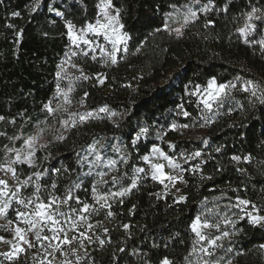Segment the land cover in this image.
<instances>
[{
    "label": "trees",
    "instance_id": "obj_1",
    "mask_svg": "<svg viewBox=\"0 0 264 264\" xmlns=\"http://www.w3.org/2000/svg\"><path fill=\"white\" fill-rule=\"evenodd\" d=\"M99 1L42 0L36 11L34 0L0 2V116L5 117L0 167L13 165L23 199L50 203L56 197L66 212L93 206L91 249L79 264H161L164 258L197 264L199 242L192 225L202 203L217 196L250 202L234 224L224 261L264 264V222L253 225L247 214L264 216V104L257 99L264 93V19L252 21L256 27L247 43L237 31L252 8L261 10L257 15L264 12V0H112L129 37L116 64L108 55L80 49L68 35L69 23L84 29L96 21ZM188 4L198 7L197 18L182 24L177 35L166 24ZM67 57L70 63L57 76ZM211 79L238 86L209 110L198 89ZM247 80L261 85L257 97L243 90ZM60 101L49 114L45 105ZM104 107L107 111H100ZM89 112L92 116L81 122L79 114ZM141 129L147 131L138 136ZM36 133L47 147L35 149L32 165L12 163ZM155 145L172 157H193L182 165L183 200L146 170L134 180L136 168H147L143 157ZM90 147L116 161L114 188L130 189L113 197L110 208L93 201ZM9 217L15 218L12 211ZM0 264L40 263L21 254Z\"/></svg>",
    "mask_w": 264,
    "mask_h": 264
},
{
    "label": "rangeland",
    "instance_id": "obj_2",
    "mask_svg": "<svg viewBox=\"0 0 264 264\" xmlns=\"http://www.w3.org/2000/svg\"><path fill=\"white\" fill-rule=\"evenodd\" d=\"M195 11L198 14V7L194 4H188L183 7L178 8L175 10L168 19L166 24L169 28H180L182 24H184V16L187 13L188 9ZM99 10L100 15L96 19L100 20L101 23H107L108 20L104 15V9L102 6V0L99 1ZM108 16H116L117 14L111 9V7L107 8ZM193 19H190L191 21ZM94 23L91 24H95ZM120 23V22H119ZM115 27L121 32L124 33L122 29H119V25L116 24ZM82 29H75L73 31L75 34L81 36L83 39L90 40V44H85L82 41H78L75 45L80 49L85 51H92L93 53H100L109 56V53L114 51L113 44L110 40L105 39L102 34H96L93 32L87 31V26L81 31ZM109 35L114 34L109 30ZM71 40V38H70ZM72 42V40H71ZM73 43V42H72ZM74 44V43H73ZM127 41L124 43H118L115 45V48L118 51H115V56L117 57L118 52H124L126 49ZM70 63V58H65L63 63L60 66L59 73L60 75L65 71L66 66ZM95 78L98 80H103V76L96 75ZM214 79H211L212 81ZM209 81V82H210ZM209 82L205 87H200L198 89L199 98L202 102L204 98H206L209 92L214 93V89L209 88ZM100 83V82H99ZM229 83V82H228ZM228 83H217L220 84H228ZM238 86L236 82H232ZM235 87V88H236ZM244 87V85H243ZM234 88L229 87L226 89L224 93L219 94L217 99L210 101L213 105L217 102L220 98L224 97L227 93L232 91ZM65 97V96H64ZM204 105V104H203ZM62 106L61 101L54 106L53 108L56 109L57 107ZM144 132H140L138 136L143 135ZM34 134L33 136H36ZM137 136V137H138ZM32 137V136H31ZM45 142V138L39 133L38 142L34 145V150L41 144ZM159 148L162 150L160 146H153L150 152L145 155L148 156V160H144L147 163V168L139 167L136 168L134 171L135 181L138 180V177L145 172V170L153 176V165L155 164H162L164 165L163 172L165 173L164 182L162 183L164 186L165 191L172 193L177 200H183L184 195L182 193V188L185 184L184 178V169L182 168L183 163L189 161L191 156L184 157V158H177L172 157L174 162L180 165L179 168H173L168 164L159 153H154L152 151L153 148ZM29 149L27 146L25 149L20 152L21 160L26 158L27 152ZM89 153L94 155L93 161L91 162L90 173H93L96 178L95 180V191L92 190V197L93 201L96 205L101 206L105 203V201H99L98 198L102 195L107 196V203L109 204L111 199L115 196L119 195H112V193H119L123 192L124 189L116 190L114 186L116 185L113 181L114 173L116 171L115 166L112 165L110 162L111 159L103 158L101 154L96 153L94 147L89 148ZM163 151V150H162ZM164 152V151H163ZM165 153V152H164ZM166 154V153H165ZM168 155V154H166ZM99 156L100 159L97 160L96 157ZM144 156V157H145ZM169 156V155H168ZM95 161L97 164H95ZM13 165L11 163L2 165L0 167V180H4L7 182L6 191H8L7 196H0V206H3L5 201L9 202L8 209L5 214L0 215V237H3V240H0V260L2 259H14L17 258L21 254H26L28 258L33 260L39 261L40 264H79L80 261L84 258V256L88 253L91 249L92 244V235L94 233L96 223L90 221V210L93 209V206L88 208V211L85 212L82 208L80 212H66L65 210L61 209L60 204H54L48 210L51 212L56 220L59 221V224H52L49 221H42L41 223L37 224L36 228H31L30 225L25 224V219L30 220H37L39 218L34 217L33 215H26L25 217H20L17 215L18 212H24L26 214H31L35 208V205L39 202L36 198H29L23 199L20 196V185L16 180V177L13 176L11 172L7 171V168ZM14 168V167H13ZM139 169H143V171H139ZM99 173H104L103 177L99 175ZM167 176H178L182 177V180L171 181L167 179ZM160 181L159 179H157ZM4 187L0 185V188ZM15 192L16 195L13 196L12 193ZM183 197V199H181ZM24 200L25 203L21 204L19 201ZM32 201L31 204L28 201ZM27 205V206H26ZM246 205H241L239 202L225 200L221 196H217L209 201H205L201 205L200 213L197 217L200 218V223L197 225V231L200 232L202 235L206 237V239L201 240L200 237L197 235L199 248L197 251V264H204V261H209V264H228L230 261L225 262V254L224 249L227 246L228 241L231 238L232 231L234 224L238 220V217L241 215L242 211L246 210ZM12 211L14 214V219H10L9 212ZM248 213L254 214L251 210H247ZM63 213V215H61ZM84 217L85 219H80ZM197 217L194 221L196 223ZM225 219L233 221L234 223H225ZM207 222L209 224H220L219 230L215 227H203L202 225ZM193 223V224H194ZM88 224L92 225V228L89 229L87 227ZM75 225V226H73ZM19 227L23 229L21 233L25 240L31 243V247L29 243H25L24 241L20 240V238L16 235L15 229ZM80 232H85V236L81 237L79 235ZM228 232V236H224L223 233ZM37 233L40 236V239L37 240ZM67 235V238L71 241V244H64L63 238ZM45 236L49 237L48 240L43 239ZM53 236L59 237V239H52ZM90 237L91 239H88ZM219 237L216 240V244L213 245L211 241ZM60 245V249H56V245ZM264 245V244H263ZM15 248H23L24 251L16 252L14 255H11V258L8 256L3 255L4 253L12 254ZM202 249H207L209 252L212 253L211 256L206 255ZM66 253V255H65Z\"/></svg>",
    "mask_w": 264,
    "mask_h": 264
},
{
    "label": "snow or ice",
    "instance_id": "obj_3",
    "mask_svg": "<svg viewBox=\"0 0 264 264\" xmlns=\"http://www.w3.org/2000/svg\"><path fill=\"white\" fill-rule=\"evenodd\" d=\"M0 2H2V0H0ZM41 2H42V0H34V3L31 6V10L32 11H36L40 7ZM102 6H103V9H104V15L107 18L108 22L107 23H101L100 20H97L95 24L89 23L87 25V31L93 32V33H96V34H102L105 37V39L110 40V42L113 44L114 51L112 53H109V58H110L112 64H116L117 63V59H116V56H115L114 53H115V51H118V49L115 48V45L118 44V43L126 42L127 39H129V37H128L127 33H121L115 27V25L118 24L119 25V29H123L124 28V25L119 23V11L117 10V15L116 16H111V17L108 16L107 8L112 6V0H102ZM209 7H211L210 4L207 5V6L202 7L201 11L207 12L209 10ZM226 10L227 9L225 8V11ZM258 12H261V10L256 9V8H252L251 11L246 14V22L244 23V25L242 27L238 28V30H237L242 36L245 37V42L246 43H247V35L249 33H251L256 27V25L252 21L254 19L255 20L264 19V12H262L260 15H257ZM58 14H60V13H58ZM13 16L19 17L20 13L19 12H14ZM195 18H197V13L195 11H192L189 8L187 13L184 16V25H186L189 22L190 19L194 20ZM208 23H212V22L209 21ZM9 26L11 27V25H9ZM205 26H207V25H205ZM73 27L74 26L71 23L68 24V35H69V37L71 38V40H72V42L74 44H76L78 41H82L85 44H90L91 43L90 40L83 39L81 36L75 34L74 31H73ZM109 30H111V32L114 34V38H113V35H109ZM81 31H84V30L82 29ZM174 31L177 33V35H181L182 34L181 33V28H176V29H174ZM260 43L264 44V41H261ZM73 67H75V65H73ZM59 75H60V73H57V76H59ZM85 79H88V77H85ZM240 79H241L240 77H236L237 81H239ZM99 82L103 83L104 81L100 80ZM229 87L235 88L236 84L232 83V82H229L228 84L217 85L215 80L210 81L209 82V88L210 89H214V93L213 92H209L208 96L202 100V103L204 104V106L206 108H208L209 110H211L212 104L210 103V101L217 99L219 94L224 93L226 91V89H228ZM260 88H261V85L253 82L252 80L244 81L243 90L246 91V92H250L253 97H257V91ZM69 90H71V89H69ZM58 91H59V89H58ZM64 96H65V102L66 103H70V101L67 100V94L66 93L64 94ZM262 97H264V93H261V97H257V99H259V102L261 104H264V98H262ZM45 108L47 109L49 114H51L54 111H56V109H54L51 106V103L46 104ZM100 111H102V112L103 111H107V108L106 107L101 108ZM112 114L115 115V113H112ZM184 115L188 116L189 113L185 111ZM91 116H92V113H90V112L89 113H85V114H79V118H80L81 122L85 121L86 119H88ZM4 119H5V117L0 116V121H3ZM68 123H69L68 121H64V124L66 126L68 125ZM72 126L75 127V122H73ZM182 127L187 128V127H189V125L184 124V125H182ZM173 128H176V125H173ZM146 131H147V129H141L142 133L146 132ZM0 135H4V133H0ZM62 138H63L62 136L57 137V139H62ZM14 139H18V137H14ZM38 139H39V133H37L36 136L29 137L25 141L26 146L29 149V151L27 152L26 158L24 160H21L20 152L17 151L16 159L12 163L21 162V163H28L29 165H32L33 164V159L32 158L35 155L34 145L38 142ZM40 147H42V148L43 147H47V145H40ZM9 151H11V150H9ZM152 151L154 153H159L166 161H168V164L170 166H172L173 168H179L180 167V165H178V164H176L174 162L172 157L166 155L161 149L154 147L152 149ZM217 151H219V149H217ZM192 155L193 156H200L201 153L195 152ZM96 159L99 160L100 157L97 156ZM143 159L144 160H148L149 157L145 156V157H143ZM232 159L239 161L241 159V157L234 156ZM245 159H248V158L246 157ZM110 163L112 165H115L116 161L112 160ZM163 168H164V165H162V164L153 165V169H154L153 178L154 179H159L161 183L164 182V177H165V173L163 172ZM7 171L11 172L13 174V176L16 175L15 168H13L11 166H9L7 168ZM57 171H59V170L57 169ZM139 171H143V169H139ZM34 175L37 178H39L41 176V173L37 172V173H34ZM99 175L101 177H103L104 173H99ZM29 179H31V177H29ZM112 179H113L114 182L116 181V177H113ZM167 179H169L171 181H177V180H182L183 178L182 177H178V176H167ZM25 183H27V182H25ZM0 185L4 186V187L0 188V196H7L8 195V191H6L7 182L4 181V180H0ZM135 186H136L135 182H133L132 187H135ZM52 187L55 188V184H53ZM37 190H39V186H37ZM95 190L96 189L94 187L93 191H95ZM128 191H130V189H125L123 192H119V193H112V195L123 196ZM12 195L15 196L16 193L13 192ZM67 198L71 199L72 197L69 195ZM181 199H183V197H181ZM99 201H105V203L101 205L102 207H108V208L111 207V205L107 203V196H104V195L100 196L98 198V202ZM19 202L21 204L25 203L24 200H20ZM56 202H57V198L53 197L50 203H44V202L37 203L35 205V208H34V210H33V212L31 214H26L24 212H18L17 215L20 216V217H25L26 215H33L34 217L39 218V219H37L35 221L30 220V219H25L24 220V223L30 225L31 228H36L37 224L41 223L42 221H49V222H51L54 225L55 224H59V221L54 218V216H53V214L51 212L48 211L52 207V205L56 204ZM28 203L31 204L32 201L30 200V201H28ZM239 203L241 205L250 204L249 201L243 200V199H241L239 201ZM8 206H9V202L8 201H5L3 206H0V215H3V214L6 213V211L8 209ZM252 207H253V209L255 211H257V212L259 211L258 209L255 208V205H252ZM88 208H89V205L85 204L83 210L85 212H87ZM61 215H63V213H61ZM112 215H113V213L111 211H109L108 212V216H112ZM248 216H249V223H251L253 225H259L262 222H264V216L253 215L252 213H248ZM80 219L83 220L85 218L81 217ZM224 222L225 223H234L233 221H230L228 219H225ZM199 223H200V218L197 217L196 223H194L192 225L193 231L197 230V225ZM73 226H75V225H73ZM202 226L203 227H215L217 230H219V228H220V224H218V223L217 224H209V223L205 222ZM87 227L89 229H91L92 225L88 224ZM123 227L125 229H128L130 227V225L125 224V225H123ZM105 231H107V229H105ZM15 232H16V235L20 238V240L24 241L25 243H29L30 247L32 246L31 243L29 241L25 240V237L21 234L23 232V229L17 227L15 229ZM79 235L81 237H84L85 236V232H80ZM197 235L200 237L201 240L206 239V237L204 235H202L198 231H197ZM223 235L224 236H228L229 233L228 232H224ZM36 238H37V240L40 239V236H39L38 233H37V237ZM87 238L91 239L90 237H87ZM43 239L48 240L49 237L45 236ZM52 239H59V237L53 236ZM217 239H219V237H216L215 239H213L211 241V243L213 245H215ZM0 240H3V237H0ZM63 243L64 244H71V241L67 238L66 234H65V236L63 238ZM100 243L103 244L104 241H100ZM261 247L264 248V245H261ZM56 249L57 250L60 249V245L59 244L56 245ZM22 251H24L23 248H15V246H14V252L12 254L4 253L3 255L8 256L9 258H11V255H14L16 252H22ZM121 251H123V249H121ZM202 251H204L206 253V255H208V256L212 255V253L209 252L207 249H202ZM65 255H66V253H65ZM161 264H171V261L169 259H167V258H164L161 261ZM204 264H209V261L205 260Z\"/></svg>",
    "mask_w": 264,
    "mask_h": 264
},
{
    "label": "bare ground",
    "instance_id": "obj_4",
    "mask_svg": "<svg viewBox=\"0 0 264 264\" xmlns=\"http://www.w3.org/2000/svg\"><path fill=\"white\" fill-rule=\"evenodd\" d=\"M55 12H56V14H57L58 16H60V15L62 14V12H61L60 10H56ZM58 13H60V14H58Z\"/></svg>",
    "mask_w": 264,
    "mask_h": 264
}]
</instances>
